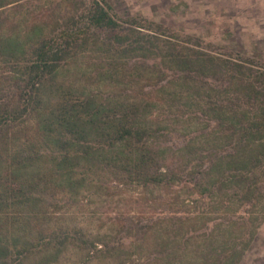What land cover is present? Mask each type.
Masks as SVG:
<instances>
[{
    "label": "trees",
    "instance_id": "16d2710c",
    "mask_svg": "<svg viewBox=\"0 0 264 264\" xmlns=\"http://www.w3.org/2000/svg\"><path fill=\"white\" fill-rule=\"evenodd\" d=\"M129 184L138 225L72 222ZM263 218L264 60L106 0H0V264H239Z\"/></svg>",
    "mask_w": 264,
    "mask_h": 264
},
{
    "label": "rangeland",
    "instance_id": "374dc122",
    "mask_svg": "<svg viewBox=\"0 0 264 264\" xmlns=\"http://www.w3.org/2000/svg\"><path fill=\"white\" fill-rule=\"evenodd\" d=\"M121 17L142 15L200 36L204 40L223 45L228 49L264 60V0H106ZM76 77L77 74H74ZM120 195L101 197L97 203L88 198L72 218V222H84L91 233L103 231L112 221L138 225L141 221L140 207L135 197L141 192L134 184L120 186ZM126 197H124V196ZM91 199V200H90ZM69 218V214H66ZM92 228V229H91ZM117 232L115 235H119ZM113 233V236H115ZM116 237V236H115ZM153 237L147 241L152 243ZM148 244L150 248L153 245ZM146 244V243H145ZM143 244V245H145ZM100 246V245H98ZM121 255H103L92 252L89 255L70 247L55 262L47 264H168L166 259L144 262L135 245H122ZM133 252V254H132ZM144 250H142V253ZM146 252V251H145ZM23 264H36L33 257ZM239 264H264V218L257 228L255 238Z\"/></svg>",
    "mask_w": 264,
    "mask_h": 264
}]
</instances>
